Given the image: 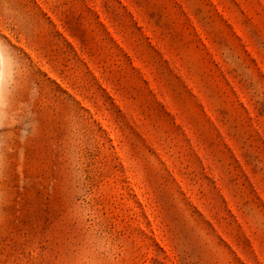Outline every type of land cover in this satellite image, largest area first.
Returning a JSON list of instances; mask_svg holds the SVG:
<instances>
[{
	"label": "rangeland",
	"instance_id": "obj_1",
	"mask_svg": "<svg viewBox=\"0 0 264 264\" xmlns=\"http://www.w3.org/2000/svg\"><path fill=\"white\" fill-rule=\"evenodd\" d=\"M1 50L0 264H264V0H0Z\"/></svg>",
	"mask_w": 264,
	"mask_h": 264
},
{
	"label": "bare ground",
	"instance_id": "obj_2",
	"mask_svg": "<svg viewBox=\"0 0 264 264\" xmlns=\"http://www.w3.org/2000/svg\"><path fill=\"white\" fill-rule=\"evenodd\" d=\"M7 69H8V65L5 63L4 56H3L2 50H1L0 51V135L1 136L4 134V131L2 128V123L6 119V117L8 116V107L3 106V100L5 97V93H6L5 91L8 89V82H7V78H6ZM4 141L6 142V139H4ZM4 159H5V157H4ZM2 164L4 165V163H2Z\"/></svg>",
	"mask_w": 264,
	"mask_h": 264
}]
</instances>
